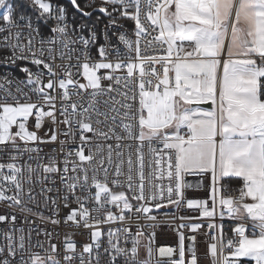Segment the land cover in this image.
Listing matches in <instances>:
<instances>
[{"label": "snow or ice", "instance_id": "6c2138e0", "mask_svg": "<svg viewBox=\"0 0 264 264\" xmlns=\"http://www.w3.org/2000/svg\"><path fill=\"white\" fill-rule=\"evenodd\" d=\"M70 3L84 17L110 18L98 59L97 33L70 30L62 4L0 0V160L8 161L0 204L55 226L60 204H75L63 224L92 229L91 243L78 252L66 237L61 253L46 231L47 247L33 245L11 211L0 214L10 225L0 264H202L204 228L208 264H264V0ZM122 19L134 22L135 38L119 32L113 43L108 28H123ZM57 142L41 155L38 145ZM189 176L210 179L206 199L186 196ZM170 205L196 213L180 220L200 222L180 224L176 247L158 249L161 261L154 229ZM226 218L234 222L227 240ZM117 222L102 239L98 226Z\"/></svg>", "mask_w": 264, "mask_h": 264}, {"label": "built area", "instance_id": "2783aa9c", "mask_svg": "<svg viewBox=\"0 0 264 264\" xmlns=\"http://www.w3.org/2000/svg\"><path fill=\"white\" fill-rule=\"evenodd\" d=\"M100 5V0H96V6L97 9ZM111 10V6H109ZM90 11H93L90 9ZM67 14V23L71 26V29H75L78 35H83L85 38L89 35V30H94L97 33V44L95 46H92L90 51L91 55L94 58L98 57L97 47L99 44H102L104 42V33H105V26L109 23V17L105 15L104 13H100L98 10L93 11V14L90 17H84L83 15L80 17L73 16L66 10ZM120 24L123 25V28L116 29L115 27L108 28V35L111 36L113 43H115L117 35L119 32H125L129 38H135L134 37V22L130 19H122L119 21ZM51 23V22H49ZM85 25L83 28V31H79V26ZM41 31L44 35H51L50 30L47 26L43 25L41 23ZM115 33V35L113 34ZM121 48L123 49V45H121ZM75 63V61H73ZM33 70H35L33 68ZM13 74L19 79L24 78V74L19 72L16 69H13ZM81 77H77V79H80ZM107 83V82H105ZM30 124V130H35L31 127L32 119L29 121ZM64 125H59V129H64ZM40 135H43V130H40ZM59 139H64V137H59ZM77 145H69V147H76ZM39 148H41L43 151L41 155L45 154H52L53 148H59L58 142L56 144H40L38 145ZM62 156V154H60ZM26 158V157H25ZM0 162L7 163V157L5 156L3 160H0ZM188 182L192 183L194 185L193 189L186 190V196L189 198H199V199H206L208 196V188L205 187L210 184V179L208 177H200V176H189L186 178ZM201 184L203 185L199 189L195 187V185ZM234 186H236L235 183H233ZM48 186H52L49 184ZM59 181H57L56 187H59ZM120 189H114V191H119ZM126 191V189H125ZM130 195V193H127ZM50 195L56 196L57 193L53 192ZM135 203V202H133ZM77 205L70 204L69 208H64L63 204H60V218H61V224L59 226L52 225L51 223H48L46 221H42L39 218L35 216H27L25 217L24 214L20 213L18 210L13 209H7L3 204H0V214H6L7 212L15 211V214L17 215V221L15 222V226L17 228H22L24 230V234L27 238L28 233L31 232V242L33 245H35L37 242L45 243L46 237L44 236V232L50 231L53 232L54 235L51 238V243H55L58 245L61 253L63 252L64 245H65V238L69 237L72 242H74L77 245V251H82V246L84 244L91 243L90 239V232L92 229L87 228H76L75 226L68 225L65 226L63 224V218L70 212L71 209L76 208ZM109 208H111L114 212V214L119 213V209L116 208L114 205H109ZM45 215H51V212L48 210H43ZM165 213H168L169 215H164ZM94 215V214H93ZM101 216L105 215V213H101ZM181 215H192L195 216L196 213L193 210L187 209L186 206H181L180 208H177L175 205H170L166 208L160 209L158 213V220L161 221V224L159 227L154 229L156 235H155V241L153 243V248L156 250V256L161 261L167 260L166 257L160 258L158 256V249L161 247H172L175 248L177 245V234L176 230L180 224H191V223H199L200 221L196 220H180L179 217ZM141 224L147 225L153 223L152 221H146L141 220ZM224 223V233H225V240L228 238H231L233 233L231 231L232 227L234 226V222L229 219H225L223 221ZM119 226V223H111V224H101L98 226V230H101L103 233H105L104 236H102V239L106 241V232L109 228H116ZM10 227L8 222L0 223V244L4 243L3 240V232L7 230ZM135 227V222H133V228ZM146 232H151L153 229L146 228ZM180 231L185 232L186 235H190L191 233L188 231V229H180ZM39 232V235L37 234ZM58 233V235H56ZM210 230L207 228L201 229L200 234L197 236V243H198V255L201 257L202 264H208L207 259L205 258V253L207 251V247L211 241L209 239ZM188 242L186 241V244ZM45 247H47V244L45 243ZM36 251H40V249H35ZM86 255V254H85ZM142 256H143V250H142ZM187 256V253H186ZM76 264H79L77 261ZM103 264V261H102ZM242 264H255L254 261L250 260H242Z\"/></svg>", "mask_w": 264, "mask_h": 264}, {"label": "trees", "instance_id": "16d2710c", "mask_svg": "<svg viewBox=\"0 0 264 264\" xmlns=\"http://www.w3.org/2000/svg\"><path fill=\"white\" fill-rule=\"evenodd\" d=\"M10 2L16 4L19 2V0H10ZM52 2L55 4V3H59V4H62L66 10L72 14L73 16H76V17H80L82 16L81 13L77 12L73 6L71 5L70 3V0H52ZM79 3H81V5L83 6V4L86 2V0H78ZM87 11H90V9H86ZM31 9L29 8L28 9V12L31 14ZM233 183H235L236 185L239 184V181H233Z\"/></svg>", "mask_w": 264, "mask_h": 264}, {"label": "rangeland", "instance_id": "374dc122", "mask_svg": "<svg viewBox=\"0 0 264 264\" xmlns=\"http://www.w3.org/2000/svg\"><path fill=\"white\" fill-rule=\"evenodd\" d=\"M4 11V9H0V13H3ZM80 79L82 80V77Z\"/></svg>", "mask_w": 264, "mask_h": 264}]
</instances>
